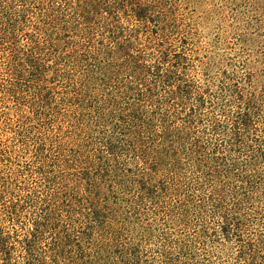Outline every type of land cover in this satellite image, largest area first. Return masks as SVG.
I'll return each instance as SVG.
<instances>
[{
  "label": "trees",
  "instance_id": "obj_1",
  "mask_svg": "<svg viewBox=\"0 0 264 264\" xmlns=\"http://www.w3.org/2000/svg\"><path fill=\"white\" fill-rule=\"evenodd\" d=\"M201 4L0 0V264H264V93Z\"/></svg>",
  "mask_w": 264,
  "mask_h": 264
},
{
  "label": "rangeland",
  "instance_id": "obj_2",
  "mask_svg": "<svg viewBox=\"0 0 264 264\" xmlns=\"http://www.w3.org/2000/svg\"><path fill=\"white\" fill-rule=\"evenodd\" d=\"M203 1L204 4L199 6L198 13L209 9L212 15L209 16V22L205 24L202 32L208 36L217 33L221 50L223 49L229 57H234L239 63L249 61L254 65L257 90L264 93V0ZM5 106L10 108L13 105ZM6 142L10 144L12 141ZM17 154L19 160L13 158L14 163H20V160L24 159L19 156V152ZM10 167L13 168L14 165ZM6 171L4 169V172Z\"/></svg>",
  "mask_w": 264,
  "mask_h": 264
}]
</instances>
